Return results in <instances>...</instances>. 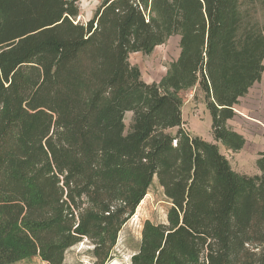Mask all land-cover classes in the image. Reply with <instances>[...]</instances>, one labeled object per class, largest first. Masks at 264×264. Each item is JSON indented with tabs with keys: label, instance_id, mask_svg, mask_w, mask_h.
Returning <instances> with one entry per match:
<instances>
[{
	"label": "trees",
	"instance_id": "obj_1",
	"mask_svg": "<svg viewBox=\"0 0 264 264\" xmlns=\"http://www.w3.org/2000/svg\"><path fill=\"white\" fill-rule=\"evenodd\" d=\"M263 8L102 0L82 23L77 0H0V264H62L82 239L106 264L154 178L166 220L145 221L119 264H264V148L256 173L232 170L216 143L182 128L179 96L198 85L213 139L243 146L227 121L264 71ZM171 35L177 59L144 82L129 55Z\"/></svg>",
	"mask_w": 264,
	"mask_h": 264
},
{
	"label": "rangeland",
	"instance_id": "obj_2",
	"mask_svg": "<svg viewBox=\"0 0 264 264\" xmlns=\"http://www.w3.org/2000/svg\"><path fill=\"white\" fill-rule=\"evenodd\" d=\"M102 0H77L79 13L76 21L86 23ZM260 23H264V8L256 14ZM264 34V30H263ZM179 36L171 35L162 44L154 47L149 54L131 53L128 61L137 66L140 78L146 83H159L166 75L171 64L179 54ZM264 64V59H263ZM182 128L193 136L217 144L219 151L227 158L232 170L254 174L257 172L256 160L258 153L264 148V71L260 81L255 82L248 92L239 98L234 106V116L227 125L239 133L243 146L236 151L228 149L219 141H215L211 131V117L205 106L204 94L198 85L181 91ZM131 112L124 115L126 128L130 122ZM175 128L168 132L174 134ZM144 202L136 207L134 214L125 222L118 233L112 258L106 264L128 262L132 253L138 248L141 228L145 221L152 223L164 222L170 203L162 188L154 178L148 187ZM91 244L87 239L69 247L64 254L62 264H92ZM12 264H44L37 256L26 257Z\"/></svg>",
	"mask_w": 264,
	"mask_h": 264
},
{
	"label": "bare ground",
	"instance_id": "obj_3",
	"mask_svg": "<svg viewBox=\"0 0 264 264\" xmlns=\"http://www.w3.org/2000/svg\"><path fill=\"white\" fill-rule=\"evenodd\" d=\"M145 197H146V195H145V196L143 197V199L139 202V204L137 205V207H138L139 205H141V204L144 202Z\"/></svg>",
	"mask_w": 264,
	"mask_h": 264
},
{
	"label": "crops",
	"instance_id": "obj_4",
	"mask_svg": "<svg viewBox=\"0 0 264 264\" xmlns=\"http://www.w3.org/2000/svg\"><path fill=\"white\" fill-rule=\"evenodd\" d=\"M257 83V82H256Z\"/></svg>",
	"mask_w": 264,
	"mask_h": 264
}]
</instances>
